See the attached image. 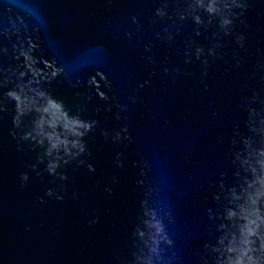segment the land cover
Returning <instances> with one entry per match:
<instances>
[{"label": "water", "instance_id": "water-1", "mask_svg": "<svg viewBox=\"0 0 264 264\" xmlns=\"http://www.w3.org/2000/svg\"><path fill=\"white\" fill-rule=\"evenodd\" d=\"M0 264H264V0H0Z\"/></svg>", "mask_w": 264, "mask_h": 264}]
</instances>
